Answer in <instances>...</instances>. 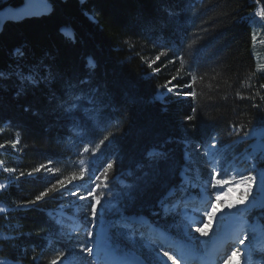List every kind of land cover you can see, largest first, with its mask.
Returning a JSON list of instances; mask_svg holds the SVG:
<instances>
[{
	"label": "trees",
	"instance_id": "obj_1",
	"mask_svg": "<svg viewBox=\"0 0 264 264\" xmlns=\"http://www.w3.org/2000/svg\"><path fill=\"white\" fill-rule=\"evenodd\" d=\"M23 2L0 0V12ZM47 2L40 11L0 16V163L14 169H0V207L7 210L0 213V260L8 264H50L48 254L60 243L51 236L58 224L50 212L70 206L100 180L120 192L126 214H145L165 225L153 213L164 190L178 183L185 138H216L243 169V152L250 155L256 143L243 133L264 126V64L256 61L251 43V20L264 24L257 15L264 0ZM263 46L264 39L262 58ZM178 55L185 57L183 67ZM21 73L38 83L21 80ZM166 83L192 87L174 88L181 92L176 96L160 87ZM21 85L27 90L17 95ZM193 91L195 97L183 95ZM94 94L95 103H89ZM76 97L94 109V119L67 117L66 101L80 103ZM152 148L163 154L158 163L147 154ZM72 174L79 188L68 184L27 203L57 177ZM90 176L100 179L92 183Z\"/></svg>",
	"mask_w": 264,
	"mask_h": 264
},
{
	"label": "snow or ice",
	"instance_id": "obj_2",
	"mask_svg": "<svg viewBox=\"0 0 264 264\" xmlns=\"http://www.w3.org/2000/svg\"><path fill=\"white\" fill-rule=\"evenodd\" d=\"M261 17L262 20H264V10H261L257 13ZM19 51V50H18ZM22 56L23 53H20ZM161 55H164V53H161ZM173 55H177V52L173 50ZM177 58L180 60L181 67L184 66V56L178 55ZM160 56L156 57V60H159ZM152 63H155L153 61ZM89 65L91 67H94V63L92 61H89ZM149 67H152V64H149ZM5 73L3 71H0V77L4 76ZM21 80L30 82V84L35 85L38 83V81L32 76H24L22 73L20 74ZM45 82L48 81L47 76L42 77ZM173 80H176L177 77H172ZM195 76L192 77V81H195ZM81 84H87V81L82 80L80 82ZM168 83H171V81H168ZM161 88H166L168 93H173L176 96H180L181 92H173L174 88H179L182 90L184 87H192L191 83H185V84H176L173 85V87H168L167 83L164 85H160ZM27 88L24 85H21L20 90L18 91L17 95H21L24 92H26ZM160 95H165L164 93H160ZM185 96H193L195 97L196 93L189 92V93H183ZM95 94L91 97L89 100V103H95ZM262 100H264V97H261ZM76 100L81 101L80 103H74L72 100L66 101V103L69 104V107L65 109V112L67 114V117L73 121H75L78 117L82 121L92 120L95 117L93 116L94 109H90L87 107H83V101L81 97H76ZM196 110L193 109V112ZM188 120L194 119L192 116L187 117ZM111 135V134H110ZM237 135H239V132H237ZM254 137L256 140V143L252 146V152L250 154L251 159L253 161H256L259 165H264V127L257 130L256 128H253L251 133L245 131L243 133V138L248 137ZM108 136L104 137V140H108ZM241 140L242 143H246V140ZM215 139V138H213ZM104 140L101 141V143L104 142ZM19 141H15L12 143V147H16V143ZM185 143V153H184V161L185 164L179 171L180 176V182L178 184H173L168 186L163 194L158 198L157 201V208L158 210L153 213L155 216H163V218H171V223L167 226L165 229L172 235L178 237L181 240H184L187 242V245L190 250V255L192 258V261L195 262V264H240L239 257L240 256H247V260L245 261V264H253V252L254 249L250 247H245L243 250L236 247V245H244L245 241L249 239L248 235L245 233H252L253 237L256 236V234H259V237L261 240H264V197L261 198V202L259 203V208L261 209V216H258L256 218L255 223L249 222V208L248 207H242L244 205L245 201L248 200V196L252 191L253 182L256 181L255 175H248L243 176L240 173H237V175H240V183L246 185L244 193L241 195V197L237 201H231L228 200L225 202L224 198L221 195V192L223 191L224 185L227 183L224 179H217L215 181V184H212V179L214 178L211 173H208V180L204 184V188L206 189L209 185H211L213 188L216 189V204L211 205V210H207V204L210 203V201H205V207L203 209L201 208H191V215L189 214V204L191 200L193 199L191 195L190 189L196 187L195 184H192L190 182V176L191 172L193 171L191 165L194 163H198L197 161L193 160L192 152H191V141H189L187 138L183 141ZM98 147V146H97ZM197 148L200 147L199 144L196 145ZM230 147V146H226ZM0 148H4V145L0 144ZM85 151H88L87 148L84 149ZM204 155L207 157V159L204 161L205 164L209 163L211 159L216 155V146L214 143H210L205 146L204 148ZM163 156L162 153H149V157L152 159L153 163H158L159 159ZM81 164H83V161H81ZM43 167V165L41 166ZM113 167L112 163H108L107 168L111 170ZM40 169H34L33 171H39ZM256 170V165L253 166L252 171ZM5 172L12 173L14 169L12 168H4ZM48 172H53V169H47ZM197 173H200V169H196ZM228 169L221 168V171L219 175L221 177H225L228 175ZM21 176L24 175V173H20ZM31 175V173H29ZM81 176L84 175V172L81 171ZM105 177L107 178V173H105ZM77 179L75 174H72L71 176H68L66 178H56V183L52 184L50 187L46 188L44 191H41L39 195L35 196L34 200L27 201L29 204H36L39 201L44 200L46 197H50L52 193L60 192L61 189H66V185L73 184V181ZM90 181L92 183H95V180H99L100 177L96 176L95 180L91 179V176L89 177ZM5 185L0 184V189H3ZM79 185L73 184V188H79ZM97 188H100L101 185H96ZM103 187L107 188L108 185L105 184ZM71 195H77L76 192L72 191L71 189H67ZM259 190L261 193H264V170L260 172V182H259ZM61 195L63 193L61 192ZM109 196L112 197V199L107 200V206L105 209L101 212L100 218L98 220L97 224V205L101 203V195H93V189L87 190V196H91L92 199L95 201V203H92L89 201L84 207L90 209V215L93 217L92 220H88L87 223L91 224L93 228L99 227L98 236L100 237L98 240H91L89 243L95 244L96 248L99 250L102 247H108L110 248L111 242L114 240V238H123L124 241H126L130 245H136V225L133 216L126 215L127 209L120 204V197L119 194L113 195L111 192L108 193ZM209 197L211 196V193L207 194ZM81 200L86 199L85 196H79L78 197ZM255 200L256 197H253V202L255 206ZM217 205L220 207L218 208ZM21 205H17V207H20ZM229 209V212L226 216H222L219 219V222L216 227V231L213 233L212 239H205L200 240L199 237L195 236L192 229L195 225H202V226H195V232L199 233L201 237H208L209 236V229L212 228V222L214 220H217V213L220 212L223 208ZM236 209L235 212H232V209ZM63 209V205H61V210ZM7 210L4 207H0V213H5ZM203 212V216L199 220L196 219V216ZM105 215H111L115 217L114 219L105 220ZM204 217H207L205 220ZM229 220L234 223L236 228L235 233V239L229 241L223 240V225L224 221ZM55 223H59V220H55ZM88 236L91 237L93 235L92 229L88 230ZM141 236H143V233H140ZM223 241V244H229L230 247H223V251L220 250L221 248V242ZM117 248L120 247L119 244L116 245ZM140 247H143L141 244ZM87 252L89 255L93 253L92 247H81V252ZM64 253H60L56 259H53L50 264H56V260L60 258V256H63ZM164 256H167L169 260L172 261V264H177V261L172 257L168 255V252H164ZM236 258L234 261L233 258ZM0 264H8L7 260H0ZM89 264H93L92 261H89ZM139 264H160V262L156 259L152 260H140ZM255 264H264V254H261L258 259L255 261Z\"/></svg>",
	"mask_w": 264,
	"mask_h": 264
},
{
	"label": "rangeland",
	"instance_id": "obj_3",
	"mask_svg": "<svg viewBox=\"0 0 264 264\" xmlns=\"http://www.w3.org/2000/svg\"><path fill=\"white\" fill-rule=\"evenodd\" d=\"M43 4L47 6L48 2L47 0H24V2L18 6L11 8L13 6H7L5 10L0 12V16L2 17L5 14H12V15H21L23 13L31 12V11H40L45 8H43ZM257 19H252V28H251V34H252V50L255 54V59L256 61H259L261 64H264V57L262 58L263 51L259 50V48L262 45V41L264 39L263 34H264V24L257 23ZM264 48V46H263ZM264 126H261L262 128ZM234 130L233 133L236 136H240L242 132H239L237 128L232 129ZM237 132H239V135H237ZM214 138V137H213ZM212 137L210 140H207L205 142H195L191 144V152H192V157L194 161H197L198 163H194L191 165L193 171L191 172L190 176V182L192 184H195L196 187L190 189L191 194L194 193L197 195V197H203V199H206V197H209L207 194L212 193L208 190V188L211 186L209 185L206 189L204 188L205 182L208 180V173H211L212 176L214 177L212 179V184H215L214 182L217 179H224L227 180L229 178H232L233 181L229 182L230 186L228 188H223V191L221 192L222 194H226V202L228 200L231 201H237L241 195L244 193L246 185L240 183V175H237V173L242 174L243 176H248V175H255L256 176V181L253 182L252 186V191L248 196V200L245 201L244 205L242 207H248L249 208V222L250 223H255L256 218L258 216H261V209L259 208V203L261 202V198L264 197V193H261L259 190V182H260V172L264 169H260L259 167L256 166V170L252 171V168L254 165H256L255 161L251 159V156L245 152H243V155L245 156L246 163L248 167L246 168H241L239 167V164L235 161L234 159H230L226 155L225 149L220 145L218 140L215 138L213 139ZM17 141V138H14L13 142ZM214 143L216 146V155L211 159V161L207 164L204 163V161L207 159L204 155V148L206 145ZM18 143H16L17 146ZM199 144L200 147L197 148L196 145ZM185 143L182 142L181 146V158L184 161V153H185ZM153 151L159 152V148H152L149 150V153H153ZM161 153V152H160ZM237 161V160H236ZM185 164V161H184ZM182 164L177 172V178L178 181L180 182V176H179V171L181 168L184 166ZM200 169V173L198 174L196 169ZM221 168L228 169V175L225 177H221L219 175ZM0 169H4V166L2 163H0ZM122 184H126L124 182V179H119ZM102 184L100 188L99 194L96 192H93V195H101V203L97 205V224L98 220L100 218L101 212L105 209L107 206V200L112 199L111 196L108 195L109 192H111L113 195L119 194L120 197V204H122V196L120 192H118L115 188L113 187H103V185L106 184V182L100 180ZM178 182V183H179ZM177 183V184H178ZM96 188V185L92 187L94 190ZM215 189V188H214ZM76 190V189H74ZM214 194H216V189L212 190ZM205 194V195H204ZM221 194V195H222ZM204 195V196H203ZM79 196H82L80 194L77 195V201L73 202L70 206L64 205L63 209L61 210V207L56 208L55 210L51 211L50 214L54 217L55 220H59L58 223V229L57 231L51 233L52 237H55L60 240V243L58 245V251H52L48 254L47 260L50 262L53 259H56V257L60 253H64L63 256H60L59 259L56 260V264H89V261H92L93 264H106V257L107 256H112L114 259H128V258H133L135 256V260H152L156 259L160 262V264H172V261L168 259L167 256H164V252L167 251L169 256H172L176 261L177 264H183L179 262L176 257L174 252L170 251V249H164L159 243L154 242L153 237H155V233L158 232L159 228H161L163 231H166L165 229L167 226L171 223V218H167L165 222L168 223L167 226H162L161 224L158 226V222H154L149 220L146 216L142 215L140 218L141 220H134L137 233H136V240L137 244L136 245H130L126 241L123 240V238H114V240L111 242V247H102L101 249H97V251H93L91 255H89L86 251L81 252V247H92L96 249L95 244L89 243L91 240H98L100 237L98 236L99 232V227L97 226L96 228H93L91 224L87 223L88 220H92L93 217H91L90 209L84 207L89 201L92 203H95V201L92 199L91 196H87V194H83V196L86 197V199L79 201L80 199L78 198ZM253 197H256L255 200V206L253 202ZM89 198V199H87ZM212 199L210 200V203L207 205V210H211V205ZM195 202L191 203L194 204ZM216 204V202L214 203ZM205 205H199V206H194V208H201L203 209ZM219 208L220 206L217 205ZM232 212H235V208L231 210ZM189 214L191 215V211L189 209ZM222 214V215H221ZM227 213L223 212L222 210L220 211L218 217H217V224L219 222L220 217L226 216ZM203 216V212L199 215L196 216V219L199 220ZM115 217L111 215H105L104 219L105 220H110L114 219ZM207 217H205V220ZM216 225H212V228L209 229V236L208 237H201L199 233L194 232L195 225L192 229L193 233L195 236L199 237L200 240H205V239H212L213 238V233L216 231ZM231 224V225H230ZM234 223L225 220L224 221V231H223V236L227 234L229 236L230 233L235 232L236 233V228L235 226H232ZM202 226V225H200ZM156 227V230L155 228ZM92 229L93 235L91 237L88 236V230ZM227 233H226V231ZM235 230V231H234ZM160 232V231H159ZM140 233H143V236L140 235ZM162 233V232H160ZM159 234V233H158ZM164 234V233H163ZM248 235L249 239L245 241L244 245H237L239 249L243 250L246 246L254 249L253 252V264H255V261L258 259V257L261 254H264V240H261L259 237V234H256L255 237H253L252 233H245ZM154 235V236H152ZM231 237L233 238L234 236ZM174 236V235H173ZM160 238V237H159ZM167 238V237H166ZM227 239L226 237H223V240ZM162 238H160V241ZM167 241L166 240H162ZM230 242V241H229ZM65 244V246L63 245ZM223 243V241H222ZM119 244L120 247L117 248L116 245ZM143 245V247H140V245ZM226 247H230V243L227 244ZM132 254V255H131ZM134 254V255H133ZM260 254V255H259ZM164 256V257H163ZM234 261L236 258H233ZM247 260V256H240L239 257V262L240 264H245V261ZM138 262V261H137ZM223 264V262H222Z\"/></svg>",
	"mask_w": 264,
	"mask_h": 264
},
{
	"label": "bare ground",
	"instance_id": "obj_4",
	"mask_svg": "<svg viewBox=\"0 0 264 264\" xmlns=\"http://www.w3.org/2000/svg\"><path fill=\"white\" fill-rule=\"evenodd\" d=\"M233 178V177H232ZM232 178H229V179H227L226 181H227V183L224 185V188H228V186H230V187H232L231 185H230V183L229 182H232L233 181V179ZM215 183V182H214ZM208 190L210 191V192H212L211 193V196L210 197H206V199H207V201H210L211 199H212V204H214L215 202H216V194H214V192L212 191V190H215L212 186H210L209 188H208ZM222 194V193H221ZM222 197L224 198V200H226V194H222ZM226 202V201H225ZM208 205V204H207ZM236 210V209H235ZM222 211L223 212H226V213H228L229 212V209H227L226 207L225 208H223L222 209ZM219 213L220 212H218L217 213V217H218V215H219ZM222 215V214H221ZM204 219H205V217H204ZM217 221L216 220H214L213 222H212V225H216L217 223H216ZM231 225V224H230ZM200 226V225H199ZM232 226H235L234 224L232 225ZM217 227V226H216ZM216 230V229H215ZM194 232H195V228H194V230H193ZM226 231V230H225ZM235 231V230H234ZM159 233V234H158ZM226 233H227V231H226ZM227 235V234H226ZM225 235V236H226ZM155 236L156 237H160V238H162V240H166L167 238H166V236L163 234V233H160L159 231L157 232V233H155ZM232 236H234V238H235V232L233 233V235ZM221 245H222V242H221ZM226 246V245H225ZM225 246H221V248H223V247H225ZM237 246V245H236ZM242 246V245H241ZM93 251H97V248L96 249H94L93 248ZM132 255V254H131ZM134 255V254H133ZM164 257V256H163ZM138 261V262H137ZM135 260V256L133 257V258H126V259H114L112 256H107L106 257V264H139V261L140 260ZM195 264V263H194Z\"/></svg>",
	"mask_w": 264,
	"mask_h": 264
}]
</instances>
